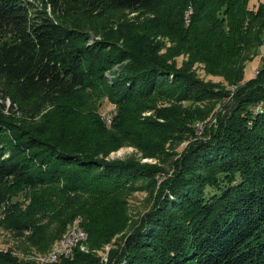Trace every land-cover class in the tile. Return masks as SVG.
Listing matches in <instances>:
<instances>
[{
	"label": "trees",
	"instance_id": "trees-1",
	"mask_svg": "<svg viewBox=\"0 0 264 264\" xmlns=\"http://www.w3.org/2000/svg\"><path fill=\"white\" fill-rule=\"evenodd\" d=\"M34 2L0 0L1 225L28 231L24 241L45 250L80 218L87 252L56 264H99L108 244L106 264H264V63L244 74L264 44V2ZM197 64L221 80L199 78ZM114 67L99 96L116 106L110 124L94 110L76 112ZM166 85L181 88L174 101L208 104L181 115L173 104L155 114L163 121L141 116L151 96L170 97ZM70 100L62 117L81 122L66 127L54 112ZM165 137L169 151L190 141L166 168ZM118 139L159 165L95 157ZM145 185L153 205L130 222L126 196ZM0 264L35 263L0 252Z\"/></svg>",
	"mask_w": 264,
	"mask_h": 264
},
{
	"label": "rangeland",
	"instance_id": "rangeland-1",
	"mask_svg": "<svg viewBox=\"0 0 264 264\" xmlns=\"http://www.w3.org/2000/svg\"><path fill=\"white\" fill-rule=\"evenodd\" d=\"M30 2H34V0H28ZM258 2H264V0H248V4H250V6H254V5H258ZM35 4H39L38 2H34ZM47 11V9H46ZM136 13H123V15L126 17V19L133 17V15ZM107 33H106V37H110L108 36L111 35L112 30H114L113 27H110V25L107 24ZM264 30V28H263ZM95 37V39L99 40L100 37L96 36V34L93 35ZM93 36H90L93 39ZM112 38V37H111ZM115 38V37H114ZM116 40V39H115ZM264 43V40H263ZM261 47V45H260ZM258 49V52H264V45L262 46V48ZM182 57L178 56L176 57L178 66L182 64L183 60H181ZM262 64L261 59L259 57V54L257 53L255 58L248 61L244 67V74L246 76L247 79L252 78L253 77V72H255L257 70V68ZM197 66H199L198 64L193 66V68H196ZM118 71V67H114L112 69V71L110 70L109 72L105 73V77H106V83H104V85L102 86L101 83H98L95 90V94H94V98L92 100H89L88 106H80L78 105V107L75 108V111L77 112L78 109H85L86 112L88 113V111L94 110L96 114L99 115V117L101 118V120L106 123V125L110 124V120L112 119L111 116L114 115L115 111H116V106L114 103H107L106 100L103 101L102 103H100L101 100L103 99H99L102 94H103V89L104 87L108 86V83H112L113 80L116 78L113 75H116V72ZM196 73H198L199 78L201 79H205V81L207 82H215L216 81H220L221 78H219V76H211V75H207L206 73H204V71H202V69L200 68H196ZM171 78H168V82ZM167 84V83H166ZM113 85V84H111ZM166 88H169L168 90H173L172 95H170L171 93H168V95L170 96L169 98H166L165 94H163L162 96H151L147 101H145L147 107H153L149 110H145L144 112H140L141 116H146L147 118H149L150 120H158V121H163V119H158L156 117V113L159 111V113H161L162 111H164V109H168L171 110L173 108V104H175L174 106H176L178 108L177 112L180 113L183 111H187L190 110L191 107H195L198 106L199 107H205L207 106V101L204 102H200V103H195L192 100L188 101V100H182V101H174L176 100L177 96H179L181 93V88L176 87L174 88L173 85H166ZM228 89L230 90H234V86L230 85L228 87ZM180 97V96H179ZM74 100H70L69 104L66 102H63L62 106L58 107L56 109V111L54 112V114L56 116H58L57 118L62 122L63 125H65L66 127H70V122H74L76 121V123L81 122V117L77 116V115H72L70 114V116H63L64 113H66L65 109L67 107H70L71 104L73 103ZM8 103V102H7ZM7 103H5V106H7ZM82 107V108H81ZM262 107V103H258L256 106H254L252 108V111L254 113H258V109H261ZM258 110V111H257ZM185 111V112H186ZM257 111V112H256ZM85 113V112H84ZM49 120L54 121L52 116L48 117ZM215 121V119L213 118V122ZM202 122H195L191 124V127H193L194 133L197 136H200L202 134L203 128H204V124H201ZM19 126L24 127L22 124H20L18 122ZM66 129V128H65ZM171 136V133L169 134ZM166 139H168L167 137H165V139L162 141H165V154L169 151V146H171L170 142L166 141ZM123 139H118V141H109V144L111 146H114L117 143H121L119 146L112 148V150H110L108 153H106L105 155H102L100 153H98L97 156H95L96 158H98V160L101 161H105V162H112L114 161H124L127 158L128 159H136L138 161H141V163H150V164H157L159 165L158 160L155 157H147V158H143L140 156V150H138L133 144L127 143L126 141H122ZM171 141V140H170ZM190 141H180L179 144H177V146H175L174 149H171L169 152L172 153L170 156H168L167 154L165 155V157L167 156L169 158L168 163H166L164 165V167L166 168L167 164H171L172 161H175L177 159H179L180 157V153H182L183 150L186 149L188 143ZM37 153H41L39 151H36ZM170 159L172 161H170ZM168 171L170 172V168H167ZM162 176H158L155 180V182L157 183V187L160 184V180L162 179ZM148 186L149 185H145L144 188H140L134 191V192H130L127 194V210L129 212L130 215V222H135V221H139L141 219V217L144 215V213L148 210H150V206L153 205L154 200L152 199V197L150 198L148 196ZM156 187V188H157ZM3 225V224H2ZM0 223V252L3 253H10V255L13 256H17L19 258H23L25 261H31L32 263L35 264H56L59 262L60 259L56 260V261H51V260H47V256L49 255V250L52 249L54 243L56 242V240L61 236H58L56 239H54V241L52 242L51 246L49 244L48 248L45 250H38L39 248L37 247L36 244L34 243H30V242H26L24 241V237H26L29 233L26 230H14L12 228H9V226L4 227L2 226ZM86 231V230H85ZM62 234V233H61ZM88 235V233H87ZM87 235H86V240L83 242L84 244V248L77 249L75 248L73 250V255L75 254L74 252L79 251V252H84L86 253L88 250V239H87ZM115 238H118V235L115 236ZM123 242H125V239L120 240V245L123 244ZM113 245V244H112ZM112 245H106L105 247L102 248L101 251H98V255L100 256V262L99 264H106V261L108 260V255L110 253V249L112 247ZM72 255V257H73ZM68 258V259H72Z\"/></svg>",
	"mask_w": 264,
	"mask_h": 264
},
{
	"label": "built area",
	"instance_id": "built-area-1",
	"mask_svg": "<svg viewBox=\"0 0 264 264\" xmlns=\"http://www.w3.org/2000/svg\"><path fill=\"white\" fill-rule=\"evenodd\" d=\"M263 45L264 44L261 45L260 49L262 48ZM258 54L263 64L264 63V52H260V53L258 52ZM79 221H80V218H77V219L75 218L73 222L67 225V228L64 230V232H62L61 236L56 240L52 249L49 250V253H48L49 255L47 256V260L56 261L62 257L71 258L73 255L72 252L75 248L81 250L82 248L85 247L83 242L86 240L85 238H86L87 232L82 226H80Z\"/></svg>",
	"mask_w": 264,
	"mask_h": 264
},
{
	"label": "bare ground",
	"instance_id": "bare-ground-1",
	"mask_svg": "<svg viewBox=\"0 0 264 264\" xmlns=\"http://www.w3.org/2000/svg\"><path fill=\"white\" fill-rule=\"evenodd\" d=\"M258 71H259V70H258V68H257V70L254 72V74L256 75V73H257ZM255 75H254V76H255Z\"/></svg>",
	"mask_w": 264,
	"mask_h": 264
}]
</instances>
